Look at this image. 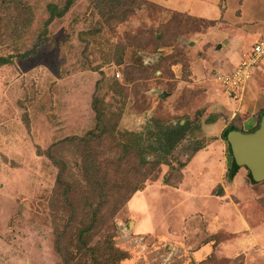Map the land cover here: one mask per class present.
<instances>
[{
  "label": "rangeland",
  "instance_id": "374dc122",
  "mask_svg": "<svg viewBox=\"0 0 264 264\" xmlns=\"http://www.w3.org/2000/svg\"><path fill=\"white\" fill-rule=\"evenodd\" d=\"M253 2L0 0V264H264V181L223 139L244 95L214 80L219 35L264 37Z\"/></svg>",
  "mask_w": 264,
  "mask_h": 264
},
{
  "label": "crops",
  "instance_id": "0c3cea01",
  "mask_svg": "<svg viewBox=\"0 0 264 264\" xmlns=\"http://www.w3.org/2000/svg\"><path fill=\"white\" fill-rule=\"evenodd\" d=\"M253 1L254 0H252V2ZM214 9H215L214 4H210L209 1H207V3L202 4V5H196L195 7H192V6L190 7V10H192L193 13H199V11H202V13H206L207 15H210L209 10H212L211 12H213ZM242 26H245V28L240 29V30H235V31H229L228 30L227 32H224L221 35H219L221 41L217 45V52H219V51L223 52V53L222 52L221 53H222V58L224 59L223 61L225 62V67L226 68L230 67V68L227 70L220 69L215 74L231 71L233 69V66L231 67V62H233V63L236 62V64H237L242 59V56L240 57V55H242V52H243V50H241V48H244V46H246L245 45L246 39L250 38L248 36H243V34H242V32L243 31L245 32L246 30H248L247 28H249V27L246 24L242 25ZM254 28H255V26H254ZM256 30H257V28L254 29V31H256ZM253 33L255 35V32H253ZM225 41H227V43H225ZM257 41H255V42H257ZM252 46H250L249 49ZM254 74H255V72H254ZM254 74H253L252 78L249 80V82L244 86V90L242 91V93L239 94V95H244V97L239 99L238 102L234 101L233 105L231 104V102H229L230 106L228 109L232 108L233 109L232 112L224 111L225 113H227V115L224 117L225 122L227 123V126L224 128L223 132L228 127H230L231 125L238 127V129H240L241 131L246 132V133L253 132L264 121V78L262 81H258L254 77ZM217 84H219V83H217ZM219 85H221V84H219ZM233 100H235V99H233ZM235 108H236V110H235ZM224 109L227 110V108H224ZM227 143L229 144L228 141H227ZM231 165H233V159H232ZM241 168H245L247 171V175L250 176V172H249L248 168H246L244 166H240L238 171H233V174L238 173ZM256 183H258V182H256Z\"/></svg>",
  "mask_w": 264,
  "mask_h": 264
},
{
  "label": "water",
  "instance_id": "95a60500",
  "mask_svg": "<svg viewBox=\"0 0 264 264\" xmlns=\"http://www.w3.org/2000/svg\"><path fill=\"white\" fill-rule=\"evenodd\" d=\"M227 140L237 163L248 168L255 182L264 181V122L249 133L231 130Z\"/></svg>",
  "mask_w": 264,
  "mask_h": 264
},
{
  "label": "built area",
  "instance_id": "2783aa9c",
  "mask_svg": "<svg viewBox=\"0 0 264 264\" xmlns=\"http://www.w3.org/2000/svg\"><path fill=\"white\" fill-rule=\"evenodd\" d=\"M262 63H264V37L253 44L234 69L217 73L214 79L230 93L239 95L252 78L254 70Z\"/></svg>",
  "mask_w": 264,
  "mask_h": 264
},
{
  "label": "trees",
  "instance_id": "16d2710c",
  "mask_svg": "<svg viewBox=\"0 0 264 264\" xmlns=\"http://www.w3.org/2000/svg\"><path fill=\"white\" fill-rule=\"evenodd\" d=\"M66 9V8H65ZM64 9L63 10H60V8L58 6H55V5H52L51 6V9H50V13H51V19H55L56 17H60L64 14ZM28 55H30L29 53H25V57H27ZM160 56H162V53H158L157 56H156V59L157 58H160ZM12 64V58L11 57H0V68L5 66V65H10ZM264 122V121H263ZM262 122V123H263ZM261 123V124H262ZM260 126L257 127V129L259 128ZM231 130H238V131H241L240 129H238V127L234 126V125H231L230 127H228L224 132H223V139L227 142V135L228 133L231 131ZM243 132V131H242ZM229 150H230V153H231V156H232V159H233V165H232V168L234 171H238V169L240 168V165L237 163V161L235 160V158L233 157V153H232V149H231V146L229 144ZM151 171V170H150ZM150 171H147V175L148 173H150ZM250 177L252 178L251 174H250ZM254 181V180H253ZM139 186H133L132 188V191L130 192V194L132 195L137 189H138ZM85 232V231H84ZM86 243V241L84 242ZM88 243H91L90 242V237H88ZM96 247L98 246H90L89 248V251H88V255L91 256L95 261L94 263L95 264H98L99 263V258H100V254L98 255L99 258H96L97 257V249ZM108 249V247H107ZM110 249V248H109ZM112 249V247H111ZM100 251H102V249L100 248ZM99 252V251H98ZM98 259V260H97Z\"/></svg>",
  "mask_w": 264,
  "mask_h": 264
}]
</instances>
